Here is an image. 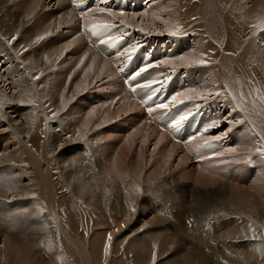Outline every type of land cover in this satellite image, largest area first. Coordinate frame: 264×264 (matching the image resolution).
I'll list each match as a JSON object with an SVG mask.
<instances>
[{
    "label": "rangeland",
    "instance_id": "rangeland-1",
    "mask_svg": "<svg viewBox=\"0 0 264 264\" xmlns=\"http://www.w3.org/2000/svg\"><path fill=\"white\" fill-rule=\"evenodd\" d=\"M253 1L254 0H250V2ZM48 2L50 1L49 0L46 1V5L48 4ZM168 2L172 3L174 5V8L177 9L180 4L181 5H184L185 3L188 4L189 0H171V1L155 0L149 5L156 7L158 4H160L163 6ZM253 3H248V8L251 7ZM53 4L54 2L51 3L50 6L51 10L56 9V7H53ZM225 6L228 12L229 10L231 11L229 12V16H228V19L230 20L229 23L230 27L227 28L229 30L228 34L230 33L233 34L232 36H235L234 38L236 43L237 41L243 42L245 38L250 35H253L255 37L254 35L255 33L256 36L261 35V37L258 36L255 37L256 39L254 38L255 42L254 41L253 42L255 44L250 42L249 45L251 46L252 43L255 46L254 48L256 50L258 48L257 51L259 50L263 51L259 55L262 54L260 58L262 56L264 57V26H262L264 25L263 23L264 19H262L261 16L259 15V17L257 18L259 20L256 22L251 18L248 19L247 16L244 17L245 15L244 11H242L241 8L232 5V7L230 6V9H228L227 7H229V5L228 6L225 5ZM97 8H95L96 11H101ZM252 8L255 9V7ZM101 12L106 13L105 10ZM107 12H109V16L112 19L115 18L114 17L115 15L117 16L121 15L110 11ZM142 12L140 11V14ZM259 12H260L259 9L255 11V13L258 14ZM135 15H128V17ZM165 18L167 19V21L170 19L168 15H166ZM137 19H138L136 21L137 23L134 21V23L131 24L132 27L129 23L125 22L126 20H123V22H121L122 20L120 19H113V20L118 29L123 28L125 30L127 28H133V27L135 29H139L142 36H145L146 38L147 37L150 38L148 39L150 43H164L165 40L167 42L169 38L174 37L171 34L167 36V33L161 35L163 34V32L160 33L159 31H163L161 30L162 28L156 30L157 33L156 31H153L152 33L151 32L147 33L145 32V29L144 30L140 29L143 28L138 25L139 23H141L140 22L141 20H139V17H137ZM260 21L261 23H259ZM156 22H157L156 26H160V21H156ZM200 22H201L200 18L197 15V20L195 18H191L190 20H187L186 26L184 27L180 26L175 31H171V33H177L176 35H184L186 34V30L180 31L181 28H186L189 25H191L193 26L192 29H194V27L200 25ZM258 23L261 25V27L259 26ZM35 25L36 24L33 23L32 25L31 24L28 25L30 29H32L31 26H33L32 30L34 32L32 33H34L38 38V40H34L33 38H31L33 41L30 39V41L32 42L31 46H33L31 52H34L35 54L40 56L43 53V59L47 60V58L48 59L50 58L51 60H53V62L47 66V70L42 78L43 82L46 81V83L51 84V82L52 83L54 82V79L55 80L59 79L60 82L62 83L64 81L66 82L67 79L70 78L73 82L72 83L70 82L69 84L64 82L65 85L63 86L67 85L66 89L64 90L63 87H61L58 90L59 92H57V95L59 94L60 95L59 96L56 95V96L60 99V101L58 100V103L64 100L70 101L69 98L71 100L73 99V101L76 102L74 103L71 101L70 104L69 102H67L68 103L67 109H64L63 106L60 109L59 106L61 104H59V106L56 105L55 107L50 105L52 108H50V106L47 104L49 111L58 112L56 115L58 117L56 119L54 117V121L52 123L54 128H57L60 124L62 127L65 128V130H67L66 134H69L68 136H71V140H73L72 143L70 142L69 144H67V148L62 149L65 144V141H62L63 143L61 141H58L59 138H57L58 136L54 131H52V134L53 136L54 135L55 136L54 137L50 136L52 141L55 143L54 144L55 146H53L55 147L54 149H51V147H46L42 134L39 132L38 129L34 128V131L30 132L29 135L24 138V142L28 143V145L35 152L34 154L27 152L25 158V165L28 168V169L25 168L26 171L25 173L26 176L29 178V180L27 177H26L27 179L24 180V184L26 185L25 188L27 190H26V196L23 197L22 199H25L27 203L25 209H22V211L26 210L25 211L26 213L24 212L25 217H22L24 218V221L20 220L21 221L20 224L24 225L23 229L25 230L26 233H29L31 231L30 234H32L33 232L39 234V237L42 240L40 242V239L38 237V239L34 241V244L40 246L38 245L40 243L42 245L41 248L43 252L46 253V254L42 253V256L46 257L47 251L43 248L46 245H49L51 247L53 246L52 248L56 247L64 251L63 252L64 254L65 253L68 254L71 261L74 264H81L80 257L77 254L78 251L76 249V246L74 244L72 245L71 241L68 239V238H77L78 240H81L84 238L82 232L79 229H76V227L75 228L72 227L71 219L74 218L76 223H81L82 221L84 222L88 221L86 223V225L89 227L86 230V234H85L86 239L94 237V235L96 234V232L94 231L96 230V228H100V226L97 227L95 223L97 224V222L98 223L103 222L104 220L103 226L106 227L107 229H103L101 230V232H98L101 234V246L98 248V250H100V256H101L99 264H172V262L178 264L179 263L178 260H180L181 257L183 258V256H181L183 254L186 255L185 258H188L189 256L187 255H190L189 258L191 260V264H211L212 261L211 258H209L210 254H215L216 258H223L224 257L223 255L229 253L231 255L232 254L234 255L232 256V260L227 261L226 264H264V132L262 129H261L262 131L260 130L261 125L254 123L253 120L252 121L249 120L252 117L250 111L254 110V107H255L254 112L258 113V111H261L258 114L260 115V117L262 115L261 118L264 119V109L262 110L260 109V108H264L263 107L264 103L261 104V106H259L260 103L258 102L259 99L261 101H263L264 99V65H263L264 58L262 57L261 58L262 60L259 59L260 61L259 63L260 65H262V68L258 69L259 72L255 68L256 67L255 60H251V62L253 61L254 66L253 68L252 67L249 68H252L253 70L256 69L257 72L255 71L253 74L249 72L247 73L246 76H248L247 82L249 84L248 88L250 89L251 92L250 96L252 95L254 100L250 102L247 94H246L247 98H245L246 97L245 94H242L243 97L245 96L244 98L241 97L244 103L242 104V107L245 106L243 107L245 108L244 109L245 111L243 110V112L241 110L237 111L236 107H234L235 103L232 100L231 96L230 95L228 96V94L224 93L226 90L224 92H219L218 94L212 96L207 95L204 92V95L200 98V96L202 95V92L200 90H202L203 87L207 88L206 92H210V90H215V88L218 86V85L216 86L215 83H213L214 77L212 78V74L214 75L215 73H217V70L215 68L217 62L212 61L211 63H207V64H192L190 62L189 64L187 63V65L190 66L191 68L187 71L188 72L187 75L188 78L191 79L192 83L190 82L187 83L186 85H183L182 87V89L184 88L183 93L186 94L187 92L191 91L190 90L191 88L194 93V96L196 94L195 98L197 97L198 94L197 97L198 100L201 99L204 100L205 97H206L205 99H210L211 102H203V101L202 103L200 101H198V103L196 101L195 102L198 105V107L201 105L212 104L210 106V110L214 114L212 116L214 120L210 123V126H212L211 130H208V132L202 134L200 137L195 138L194 141H196L197 139L200 140L201 138L207 141L211 138L209 141L211 142L214 139L212 143L217 142L218 145L216 147L215 146L212 147V151H211L212 153L209 156L207 155L206 157H204L200 153L199 157L202 158L199 160V162H202L201 164L195 163V160L192 161L188 155L187 157L189 161L187 163L186 162L182 163L179 161V155L183 153L185 154L187 153L183 150L184 148L182 149L181 145L173 143L171 141L170 129L166 128L165 129L166 133L164 134L166 135L169 134L167 137H169L171 143L178 145L181 150L174 156V159L173 157L171 159H168L165 156V154L160 151V147L158 149L157 147H154L155 140L153 137H151V135L153 134V131L156 130L150 127H153L154 125L157 127L158 125H156L155 123L153 125V121L157 116H154L152 112H150L151 113L150 115H146L145 112L143 111L144 109L142 110L139 108L138 112H140L143 117L142 118L139 117L138 119L135 120V122L131 121L128 115L126 116L121 114L120 117H117L115 115L114 113L115 110L119 108V105L117 106L116 103L117 102L121 103L120 97L122 91L124 96L126 95L124 91L125 89L121 90L120 93L119 92L120 88H119V90H114V92L111 91V93L108 95L109 93L108 91H110V89L108 90L109 87L107 86L105 79L102 78V76L96 75V73L98 72L95 71L96 70L94 69L95 67L91 66L92 69H90L89 71L86 70L88 66H86L85 63L89 61L86 58L88 56H85V59H82L83 61L82 65L81 64L78 65V63H81L80 61H78V59H76V62L70 61V58H68L69 56H67L68 52H66L68 49H64L66 48L64 45L66 41H62L64 38L62 33L68 32L69 28H64L63 32L59 30L57 27L56 28L50 27L49 30L50 33L53 30L51 34L49 33L50 35L48 36L49 38L55 41H62V43L60 42L61 43L60 47H62L61 49L65 51L61 52L60 54L58 52L59 56L61 57L63 56V58L59 59L58 55L51 57V54L53 55V52L51 49H48L49 43H48V39L45 37V33L43 36V40L41 39L39 40V36L35 33L36 31L43 29L44 28L42 27L43 25H40L39 27L38 25L37 27ZM259 27L261 28V30L259 29ZM252 30L255 31L253 32ZM191 32H193V30H191ZM248 33H250V35H247ZM228 34L227 35L223 34L225 38L222 35L223 38H221V40L219 41L221 42L223 41L224 43L223 47L229 45V50L226 51L227 56L237 58L238 55L240 54L239 51L240 49L238 48L240 44L237 43L238 46L236 47L234 39H231L230 38L231 35L228 36ZM191 35L193 36V34ZM71 36L73 35L69 34L67 37H71ZM236 36L239 37L236 38ZM138 39H140V37ZM194 39L195 37L193 38V40ZM193 40H192L193 42L192 45H195V42ZM40 45L46 46L45 49L43 48V51ZM165 46L167 47V52L168 51L170 52L171 50L170 53H172L174 51L173 59L176 60V62L178 60L180 62L181 61L180 59H183L184 57L183 54L180 55L179 57H177L175 54V50H177L178 48L176 42L174 44V48L170 47L171 45H167V44ZM216 50L218 49L216 48ZM216 50H213V52L215 53ZM103 56H106L105 53ZM57 59L58 62L56 63ZM101 60L114 62V60L111 58H103ZM0 61H1L0 74L5 72L7 68L8 69L11 68V65L9 64H14V65L19 64L16 63V61H12V60H11L12 62L10 61L8 62V59H6L5 62L8 63L6 66H3V64L5 63L3 57H0ZM185 61L186 60L183 61L181 66L186 64ZM83 66H86L85 67L86 69ZM168 67H164V68L167 69L168 71L173 70V68L171 69L170 66ZM214 69L216 72L214 71ZM196 70H198V72ZM164 71L163 72L161 71L162 74L160 73L159 74L163 75ZM233 71L234 73L236 72L235 70ZM83 72H84V76L88 75V77L91 78V80H87L86 83H78V79H76V76H78V74L80 75V73ZM257 73L259 77L256 79V76H258ZM195 75L197 76L195 77ZM200 76H202V79L204 77V80L201 83V85L200 83H197L198 82L197 80L200 78ZM249 76H251V78ZM15 79L17 80L20 79V76H18ZM211 79L213 80V82ZM236 79L239 81L237 76ZM77 85H79V87ZM102 85H106L107 87ZM190 85L196 87H191ZM214 85L215 87H213ZM22 86L24 87V85ZM185 89H186V93H185ZM178 91L182 92V90H178ZM195 91L199 93H196ZM62 92L65 93L64 94L65 96L62 94ZM119 93L120 95H118ZM117 96L119 98H117ZM227 96L230 101L226 99ZM15 97L16 96L13 91H11L9 88H5L4 90V88L2 89L0 85V109H1L0 118H2L1 117V113H2L4 115L3 118L7 119L8 122L7 123L4 121L2 122L0 121L1 123L0 129L2 131L5 128L6 129L8 128V124L18 125L22 123L21 122L22 120L17 117V114H12L11 106H13L14 103L18 105L17 106L19 109L18 113L23 117L24 122L29 121L30 116L35 114V112L39 110L38 104L35 101H31L30 103H26L24 105L19 106V104L15 100ZM62 98L64 100H61ZM175 100L179 101L177 97L175 98ZM252 102H254V104ZM247 103H249V105L251 104L253 107L251 105L250 106L253 109H251V107H249ZM144 106L147 108L148 111V108H150L151 104L145 103ZM191 107L192 106L189 104L187 110H193V109L196 110L195 108H191ZM258 107L260 110L258 109ZM247 110L248 111L250 110L249 113ZM245 112L248 114H246ZM86 113H89L90 115L89 114L86 115ZM243 113H245L246 115ZM231 114L232 117L228 119ZM258 114L257 116H259ZM246 116H248L249 119H247ZM253 116L255 117L256 115ZM91 117L93 120L91 119ZM88 118H90V124L88 125L86 124L85 126L80 127V125L83 124V121L85 119L89 121ZM124 118L126 121L124 120ZM76 119L78 120L79 124L76 123ZM144 119L148 120L147 124L144 123ZM149 121H151L150 124ZM136 122L138 123V125ZM136 125L138 128L135 127ZM218 125H220V127ZM255 126H257L259 129H257V127ZM143 127L147 132V136H149V139L146 137L143 140L144 137H141L142 136L141 134L138 135V133H140L139 129ZM157 130L161 133L159 129ZM229 131L231 132V136H230L231 138L228 141L227 140L221 141V139L217 138L219 134L223 135V138H227L226 134ZM7 132L10 133V131H5V133ZM5 133L3 132V134ZM78 134L80 135V140H77L79 137H76V135ZM204 136L210 138L207 139ZM3 137H8L10 139L11 144H8L9 151L10 152L16 151L19 144L13 145L11 135L9 136L1 135L0 138ZM14 141H16V139ZM194 141L190 144H187L184 147L189 149V151L193 152V149L190 146L194 144ZM167 144L170 143L168 142ZM77 149H78L77 155L72 154V150H77ZM35 153L39 155L37 156L35 155ZM18 154H20V151L18 152ZM71 154L73 155L71 156V158H74L75 160L78 158L76 160L77 162L76 167L77 166L78 167L75 168L74 171L76 175L74 177V182L77 183L76 185L78 186L81 184L82 189H80V191H77L76 187L72 186V188H70V190L72 191L71 196L67 195V201L62 200V203H60L61 194L57 192V195H53L51 190V187L54 188L58 187L56 184L57 179L55 180L56 175L54 177V181H53L54 183L52 182L54 185L51 184L50 187L46 189L47 184L45 183L44 180H42L43 174L41 172L38 173V171L40 170L38 167L41 161L46 163V168H48L49 174L52 173L50 175H53L54 173H56V171H58L59 176L61 175L60 177L62 178L63 181H65L63 178L65 170H63L62 172V167L64 163L62 161L65 158L70 157ZM40 155H41L40 162L36 164L37 162H35V159L38 158ZM212 156L213 158L209 159V157ZM196 158L198 159V157ZM27 160H29V162ZM212 160H217V162L214 164V167L219 170L216 173L213 172L214 176H216L217 182L216 183L212 182L213 183L212 184L209 181L203 180L202 184H199L196 176L194 175L196 171L198 172V174L199 173L202 174L204 178L208 176L207 178L211 177L214 178L215 180V177L213 176H209V175L206 176V171L208 170V168H206L205 162ZM87 162H89V164ZM70 168L68 169L70 170ZM186 171L188 172V176H186L187 175ZM134 175H136L135 177H139V178H135ZM219 178H221L222 181ZM215 184L216 186L214 187ZM203 185L205 186L203 187ZM222 185H224L223 187L224 189L223 188L221 189ZM194 188L195 189L198 188V190L197 189L195 190ZM234 189L236 190V192L234 191ZM237 192H240L241 196L248 194L250 195L251 198L246 200L245 202L237 201L236 200L237 196L233 197L234 193ZM194 198L199 199V201ZM215 199L217 200L215 201ZM85 200H87L88 203H86ZM2 201L11 203V201L13 202L14 199L12 196L11 197L9 196L8 198L5 197L4 199L0 197L1 204L3 203ZM196 201L198 202L195 203ZM93 202L96 203L100 202L102 206L96 208V205H94ZM67 204L71 205L70 208V210L72 209L71 211H74L76 212V214L78 213L79 215L77 214L74 217H69V215H67L66 209L64 208ZM54 210L58 212L56 213V211ZM57 214L60 215L57 216ZM32 217L33 220L31 221L30 219ZM56 218H58V221L62 223L61 226L64 228L62 232L56 231L53 228V226H56L55 225ZM4 219H6V217ZM186 219H188L189 220L188 222L193 224L196 228H194V226L191 229L187 227V225H185L187 224L186 223L187 221L185 222ZM109 224L113 225V227L110 229H108ZM92 226H94V228ZM33 228L36 229L43 228L44 230L34 231L32 230ZM83 228L85 229L84 226ZM198 230H202L203 232ZM199 233L201 234L205 233L202 238L203 247L201 246L202 247L201 248L199 247L200 245H198L200 249L205 248L203 251L202 250L200 251L198 247L195 248L193 245L195 241L201 243L200 240L198 241L196 239V238L199 239L200 236L199 237L197 236ZM109 236H111V240L108 239ZM207 238H211V239H207ZM92 239L93 238L89 239V242L91 244L93 242ZM163 239H167L169 242L171 241L172 243L170 245L167 244L163 250L161 249L159 250V246L162 244V242H164ZM43 240H44V244H42ZM0 242L1 245L2 240H0ZM10 247L11 245H9L8 248ZM139 248L140 250H138ZM180 249L183 251V253L182 251L180 252ZM12 251H13L12 249L9 250L10 253ZM15 251H13V254H16ZM178 252L179 254H177ZM141 253H143V256H140ZM253 254L257 255V256L254 255L256 258L253 257ZM259 254L262 255L260 256ZM154 256L155 258L152 259V257ZM221 263L224 264L223 261L218 260L217 264H221Z\"/></svg>",
    "mask_w": 264,
    "mask_h": 264
},
{
    "label": "bare ground",
    "instance_id": "bare-ground-1",
    "mask_svg": "<svg viewBox=\"0 0 264 264\" xmlns=\"http://www.w3.org/2000/svg\"><path fill=\"white\" fill-rule=\"evenodd\" d=\"M46 1H48V0H0V57H3L4 62L6 61V59H8V62L9 61L10 62L16 61V63H19L18 65L9 64V65H11V68H9V69L7 68L5 72L0 74L1 88L2 89L4 88V90H5V88H9L11 91H13L15 96H16L15 100L19 104V106L24 105L26 103H30L31 101H35L39 107V110L37 112H35V114L30 116V120L24 122L23 117L18 113L19 112V109L17 107L18 105L14 103V105L11 106L12 114H17V117L22 120L21 121L22 123L18 124V125L17 124H15V125L14 124H12V125L8 124L7 129L5 128L3 131L0 129L1 130L0 133H2V134H0V137H1V135H4V136L11 135L13 145L19 144L16 151L10 152L9 147H8V144H11L10 139L8 137L0 138V193H1L0 197L4 199L5 197L8 198L9 196L10 197L12 196L14 199V201L13 202L11 201V203H7V202H3V201L2 202L4 204L0 203V240H2V244L0 245V264H74L71 261L68 254H66V253L64 254L63 253L64 251L60 250L59 248H56V247L52 248L53 246L51 247L49 245H46L44 247V245H43V247H44L43 249H45L47 251V255H46V257L42 256V253H44L42 248H41L42 245L40 243L38 244L40 246H37L34 244V241L36 239H38L39 234L34 233V232L32 234H30L31 231L29 233H26L25 230L23 229L24 225L20 224L21 223L20 220L24 221V218H22V217H25L24 212L26 210L22 211V209H25V206L27 203L25 199H22L23 197L26 196V190H27L25 188L26 185L24 184V180L28 178L26 176V173H25L26 172L25 168H27L25 165V158H26L27 152L32 153V154H34V152H35L28 145V143L24 142V138L26 136H28L30 132L34 131V128H35V129H38L39 132L42 134V137H43V140L45 141L46 147H51V149L55 148V147H53V146H55L54 145L55 143L52 141V139L50 137V136H52V137L55 136V135L53 136L52 131L56 132V135L58 136L57 138H59L58 141H61V142L65 141V144H64L62 149L67 148V144H69L70 142L71 143L73 142V140H71V136H68L69 134H66L67 130H65V128L62 127L59 123H58L59 126L58 127L56 126L57 128H54L52 123L54 121V117H55V119L58 117V116H56L58 112L49 111L47 104L49 106L51 105L53 107H55L56 105L59 106V104H61L59 106L60 109L62 106L64 107V109H67V105H68L67 102H69V104H70L71 101L72 102H74V101H73V99L71 100L70 98H69L70 101H66V100H64L65 99V97H64V99L63 98L61 99L64 101L58 103V100L60 101V99L57 96H59L60 94L57 95V92H59L58 90L61 87H63L64 90L66 89L67 85L63 86V85H65L64 84L65 81L61 83L59 79H56V80L54 79V82L53 83L51 82V84L46 83V81L43 82L42 78L44 76V73L47 70V66L50 63H52L53 60H51L50 58L49 59L47 58V60L43 59L42 51H43V48L45 49L46 46L40 45L42 48V51H41L42 55L41 56L35 54L34 52H31V49L33 46H31L32 42L30 41V39L33 38L34 40H38V38L36 37V35L34 33H32V32H34L32 30L33 26H31L32 29H30V27H28L29 24H31V25H32V23L36 24L35 25L36 27H37V25H38V27L40 25H43L42 27H44V28L39 30V31H36L35 33L39 36V40L41 39V37L44 36V33H45V37L48 39V43H49L48 49H51L53 52V55L51 54V57L56 56V55L59 56V54L61 52L65 51V50L63 51V49H61L62 47H60V44L62 43V41H66V43L64 44L66 48H64V49H68L66 52H68L67 56H69L68 58H70L71 62H76V59H78V61L81 62V63H78V65H80V64L82 65V62H83L82 59H85V56H88L86 58L89 61H87V63H85L86 66H88V68L86 69L85 68L86 66H83V67L87 71L92 69V67H95L94 68V69H96L95 71L98 72V73L95 72L96 75L102 76V78L105 79L107 86L109 87L108 90L110 89V91L106 90L109 92L108 95L111 93V91L114 92V90H119V88H120L119 92L121 93V90H123V88H122L120 80L116 74V69L113 68V67H116L115 63H114L115 61L109 62V61L101 60L103 58H107L106 56H103L104 52H102L98 49V44H99L100 40L103 38L104 34H102L101 37H94L91 34V31H89V29H91V27L95 24H111V25H113V24H115L113 19H120V20H122L121 22H123V20H126L125 22L129 23L131 25L132 23H134V21L136 22L138 20L137 17H139V20H141L140 21L141 23H139L138 25L140 27H143V28L139 27L141 30L145 29V32H147V33L151 32L152 33L153 31H156V30L162 28L161 30H163V31H159L160 33L163 32V34H161V35H164V33H167V36H168V35H170L171 31H175L178 27L186 26L187 20H190L191 18H195L197 20V15H198V17L200 18V21H201L200 25H198L197 27H194V29H192L193 32H191V33H193V38L195 37V39L193 40L195 42V45H193V46L191 45V47L188 48L189 50L187 49L186 50L187 52L183 53L184 57H183V59H180L181 60L180 62H179V60L176 62V60L173 59L174 51L172 53H170L171 50H170V52L168 51L171 54L172 58L165 59V61L162 64L164 67L170 66V68L171 69L173 68V71H174V70H176V68L181 67L184 60H186L185 65H187V63L189 64V62L192 64H207V63H211L212 61L217 62L216 63L217 67L215 66L217 73H215L214 75L212 74V78L214 77V79H213L214 82L212 79L211 80L213 83H215L216 86L217 85L218 86L215 88V90H210V92H206L207 91L206 87H205L206 89L204 87H203V89L201 88L202 90H200V91L202 92V95L200 96V98L204 95V92L207 95L212 96V95L218 94L219 92H224L226 90L224 93L228 94V96L229 95L231 96L232 100L235 103L234 107H236L237 111L241 110L243 112V110L245 109V108H243L245 106L242 107V104H244L243 100L241 98V97H243L242 94H245V96L247 94L250 102L252 100H254L253 96L252 95L250 96L251 92H250V89L248 88L249 84L247 82V79H248V76H246L247 73L250 72L251 74H253L256 71V69L258 70V69L262 68V65H260V63H259L260 62L259 59L262 60L261 58L263 56L260 58V56L262 54L261 55H259V54L262 53L263 51H260V50L257 51L258 48H257V50L254 48L255 46L252 43L255 42L254 41L255 37L253 35H250V33H248L247 35H250V36H247L243 42L237 41V43L240 44V46H238V44L236 43L235 38H234L235 36H232L233 34H230V33L228 34L229 30L227 28L230 27V24H229L230 20L228 19V16H229V12H231V11L229 10V12H228V10L225 8L226 7L225 5H227V6L229 5V7H227L228 9H230V6L232 7V5H234L235 7L241 8L242 11H244V14H245L244 17L247 16L248 19L251 18L257 22L259 20V19H257L259 17V15L261 16L262 19H264V0H254L253 1L254 3L250 2V0H189L188 4L187 3H185L184 5L180 4L177 9L174 8V5L172 3L168 2L167 4H165L163 6L158 4L156 7H153L151 5L149 9H146L145 11L143 10V12L141 11L142 12L141 14H140V12H137V13L129 12L127 14H124L123 16L115 15L114 16L115 18H113V19L109 16V12H107L106 10H105L106 13L101 12L103 10L100 8L99 5L102 3V1L95 3L96 7H98V9L101 11H96L95 8L94 9L91 8L92 10L89 9L91 6L82 7L81 14L75 13V7L77 4L80 5L82 0H79V2L77 4H70L66 0H49L50 2H48L47 5H46ZM88 1H90V0H88ZM141 1H142V5H144L146 7L148 4L154 2L155 0H148L147 4L145 3L146 0H141ZM169 1H171V0H169ZM191 1H193V2H191ZM53 2H54L53 7H56L55 10L50 9L51 3H53ZM248 3H253L252 5H254V6L251 5V7H249L250 8L249 9ZM163 4H164V2H163ZM190 5H192V6H190ZM252 7H255V9ZM258 9L260 11L259 14L255 13V11ZM225 11H226V13H225ZM138 13H139V15H138ZM135 14H137V15H135ZM204 14H206V15H204ZM128 15H135V16H129L128 17ZM166 15H168L170 18L168 21L165 18ZM79 16H81V19H79ZM227 19H228V21H227ZM253 20H250V21H253ZM156 21H160V26H156V23H157ZM193 22H196V21H193ZM259 23H261V21ZM263 23H264V21H263ZM113 26L115 27V25H113ZM194 26H196V25H194ZM259 26L261 27L260 24H259ZM262 26H264V25H262ZM50 27H54V28L57 27L62 32H63L64 28H69L68 29L69 31L62 33L63 37H64L62 41H55V40L48 37V36H50L49 35ZM131 27H132V25H131ZM248 27H249V25H248ZM260 27H259V29L261 30ZM81 29H83L86 32V34L88 33L87 34L88 37L93 42V47H89L86 45L84 38L81 37V35L79 34ZM116 29H117L118 33H120L121 31L124 30L123 28L118 29L117 27H116ZM52 31H51V33H52ZM55 32H57V31H55ZM156 33H157V31H156ZM69 34H72L73 36L67 37ZM223 34H226V35L228 34V36L231 35L230 38L234 39L236 47L238 46V48L240 49L239 50L240 54L238 53L239 55L237 58L227 56L226 51L229 50V45L223 47V44H224L223 41L222 42L219 41V40H221V38H223V37L225 38V36ZM194 35H196V36H194ZM222 35H223V37H222ZM258 36L261 37V35H258ZM238 37L236 36V38H238ZM41 40H43V39H41ZM175 42H177V41H174V42L170 41L167 43V45H171L170 47L174 48ZM183 42L188 45V39L183 40ZM250 42H252L251 46L249 45ZM177 46L179 48L181 46V44L177 43ZM163 47L167 51V47L165 45H163ZM216 48L218 50H216ZM35 49H36V47H35ZM213 50H216V52L214 53ZM38 51H40V50H38ZM58 52H59V54H58ZM58 58L61 59V58H63V56L62 57L59 56ZM113 60H111V61H113ZM251 60H255V63H256V67H255L256 69L255 70L252 69L254 66L253 65L254 63H253V61L251 62ZM8 62H5L3 64V66H6ZM57 62H58V59H57L56 63ZM263 62H264V60H263ZM71 65H72V63H71ZM3 66H1V67H3ZM246 67H248V68H246ZM249 67H252V68H249ZM165 70H167V69H165ZM233 70H235L236 72L234 73ZM163 71H164V69H163ZM196 71L198 72V70H196ZM214 71H215V69H214ZM258 72H259V70H258ZM257 75H258V73H257ZM18 76H20V79H18V80L15 79ZM236 76L239 79V81L236 79ZM249 77L251 78V76H249ZM258 77H259V75L256 76V79ZM56 78H58V77H56ZM76 79H78V83H86L87 80H91V78H89L88 75L84 76V72L80 73V75L78 74V76H76ZM203 80H204V77L202 79V76H200V78L197 80L198 81L197 83H200V85H201ZM70 82L72 83L73 81L69 78V79H67V81L65 83L69 84ZM22 85H24V87ZM131 85L136 86V83H131ZM215 85L213 87H215ZM77 86L79 87V85H77ZM102 86H106V85H102ZM188 86H189V84H188ZM190 86H192V85H190ZM199 88H200V86H199ZM199 88H198V90H199ZM187 90H189V89H187ZM190 90L191 91L186 93V89H185L186 94H185V97H182V101L183 100H189L190 101L189 104L193 108L196 109V107H198V105L196 104L195 101H192V98H195L196 94L194 96V93H193L191 88H190ZM73 91H75V90H73ZM76 91H77V88H76ZM124 91H125L126 95L124 96L123 91H122V94L120 97L121 103L120 102L116 103L117 106L119 105V108L117 110H115L114 113L117 117H120L121 114L126 115V116L128 115L130 117L131 121L135 122V120L138 119L139 117H141V118L143 117L141 115V113L138 112V109L140 108V106L133 100V97L131 95H128V92L126 90H124ZM195 92L199 93L197 91H195ZM201 92H200V94H201ZM241 92H243V93H241ZM60 93H61V90H60ZM120 93L118 95H120ZM181 93L184 94L183 90ZM62 94L64 95L65 93L62 92ZM228 96L226 99H228ZM247 96L245 98H247ZM190 97H192V98H190ZM197 97H198V94H197ZM177 99H179V101H180L181 100L180 96H178ZM221 102H223V101H221ZM74 103H76V102H74ZM249 103H247V104L249 105ZM252 103L254 104V102H252ZM211 105H209V106H211ZM250 105H249V107L252 106V105L251 106ZM51 106H50V108H52ZM259 106H261V103ZM252 107H251V109H253ZM56 108H58V107H56ZM144 108L147 111V108L145 106H144ZM150 108L152 109L151 112H153L154 105L151 104ZM258 109H259V107H258ZM260 109L262 110L264 108H260ZM156 110L154 111V113L156 112ZM249 111H248V113H249ZM254 111H255V107H254V110L250 111L251 112L250 114L252 117L250 119L248 116H246V117H247V119H249L251 121L253 120L254 123L261 125L260 130L262 129L264 132V119L261 118L262 115L260 117V115L258 114L261 111H258V113H255ZM256 112H257V109H256ZM245 113H243V114H245ZM248 113H246V114H248ZM87 114H89V113H86V115ZM257 114L259 116H257ZM253 115H256V116L254 117ZM3 116L4 115L1 113L2 118H3ZM92 116H93V114H92ZM156 116H158V114ZM231 117H232V114L230 115V117L228 119H230ZM2 118H0L1 122L2 121L7 122V119H5V118L2 119ZM88 119H89V121L85 119L83 121V124L80 125V127L85 126L86 124L87 125L90 124V118H88ZM91 119H92V117H91ZM110 120H111V118H110ZM124 120H125V118H124ZM225 120H227V119H225ZM141 121H143V120H141ZM81 122H82V120H81ZM76 123L79 124L77 119H76ZM144 123L147 124L148 120L144 119ZM150 123H151V121H150ZM137 125H138V123H137ZM137 125L135 127H137ZM139 125H141V124H139ZM212 125H213V123H212ZM207 126L211 130L212 126H210V124H208ZM218 126L220 127V125H218ZM80 127H79V129H80ZM135 127H134V129H135ZM255 127H257V126H255ZM150 128H153L156 130V131H153V134L151 135V137H153L155 140L154 141V147H157V149L160 147V151L162 153H164L168 159H171L172 157L174 159V156L179 151H181L180 147L176 144L171 143L172 140L170 141L169 137H167L169 134L168 135L164 134V133H166L165 130H160L161 131V133H160L157 130V129H159L158 126L156 127L154 125L153 127H150ZM134 129H133V131H134ZM257 129H259V128L257 127ZM88 130H89V128H88ZM143 130H144V132H143ZM5 131H10V133L9 132L5 133ZM3 132L5 134H3ZM92 132H93V130H92ZM139 132L140 133H138V132L137 133H138V135L141 134L142 135L141 137H144L143 140L146 137L149 139V136H147V132L145 131L144 127L140 128ZM64 135H67V136H64ZM226 135H227V138H223V135H221V134H219L217 136V138L221 139V141H223V140L228 141L231 138L230 137L231 132L229 131ZM76 137H79L77 140H80L79 134L76 135ZM205 138L209 139L210 137L208 138L206 136ZM15 139H16V141H14ZM209 140L206 141L203 138H201L199 140L200 142L196 145V146H198L199 149L200 148L201 149H207V150L201 152V154L204 157H206L207 155L209 156L212 153L211 152L212 147L213 146L216 147L218 145L217 142L212 143L214 141V139L211 142ZM168 142L170 144H167ZM50 143H52V144H50ZM19 151H20V154H18ZM77 152H78V149L72 150V154L77 155ZM48 153H49V151H48ZM72 154L70 155V157L65 158L62 161L64 163L63 167H62V172H63V170H65L64 171V177H63L65 181L62 180V178L60 177L61 175L59 176L58 171H56V173H54L53 175H50L52 173L49 174L48 168H46V163L41 161V163L39 164V167H38L40 169L38 171V173L41 172L43 174L42 180H44L45 183L47 184L46 189L49 188L50 185L54 183L53 181H54V177L56 175L55 180L57 179L56 184L58 187L55 185L57 188L51 187V190H52L53 195H57V192H59L61 194V197H60L61 202L60 203H62V200L67 201V195L71 196L72 191L70 190V188H72V186L73 187L75 186L77 191H80V189H82L81 184L78 186V185H76L77 183L74 182V177L76 176L74 171H75V168L78 167V166L76 167V163H77L76 160L78 158L76 160L74 158H71V156H73ZM187 154L183 153V154L179 155V161L182 163H185V162L187 163L189 161ZM35 155H37V154L35 153ZM192 155H194V154H192ZM40 157H41V155L35 159V162H37L36 164H38L40 162V159H41ZM32 158H34V157H32ZM75 158H76V156H75ZM27 161L29 162V160H27ZM90 161H91V158H90ZM216 162H217V160H212V161H208L205 164L206 168H208V170L206 171V176L207 175L213 176V177H215V180H214V178H211V177L207 178L208 176L204 178V176H202V174H200V173L198 174L197 171H196L197 173L195 172L194 175L196 176L199 184H202L203 180L209 181L211 183L217 182L216 176H214V173H216L219 170V169L214 167V164ZM87 163L89 164V162H87ZM31 164H32V162H31ZM92 164H94V163H92ZM68 168H70V170ZM199 170H200V168H199ZM97 172H99V171H97ZM76 174H77V172H76ZM84 174H85V172H84ZM84 174H82V175H84ZM28 175H29V173H28ZM135 176L136 175H134V177ZM186 176H188V172H187ZM135 178H139V177H135ZM219 179H221V178H219ZM28 180H29V178H28ZM84 180H86V179H84ZM221 181H222V179H221ZM84 184H85V182H84ZM86 184H87V182H86ZM204 186L205 185H203V187ZM215 186H216V184L214 185V187ZM191 187H193V186H191ZM223 187H224V185L221 186V189ZM196 189L198 190V188H196ZM199 191H200V189H199ZM227 191H229V190H227ZM234 191L236 192L235 189H234ZM240 194H241L240 192H237V193H234V196L233 195L232 196L233 197L237 196L236 200L241 201V202H245L246 200L251 198L250 195H248V194H245L242 196ZM6 195H8V196H6ZM201 196H203V195H201ZM19 197H20V199H19ZM227 197H229V196H227ZM194 199H196V198H194ZM196 200L199 201V199H196ZM216 200L217 199H215V201ZM85 201H86V203H88L87 200H85ZM198 201H196L195 203H197ZM93 204L96 205V208H99L102 206V204L100 202H97V203L93 202ZM64 205H65V203H64ZM122 205H125V204H122ZM64 208L66 209L67 215H69V217H74L78 214V213L76 214V212H74V211H71L72 209L70 210V208H71L70 204H67ZM54 211H56V210H54ZM57 212L58 211H56V213ZM53 213H55V212H53ZM58 215H60V214H57V216ZM5 217H6V219H4ZM16 218H17V220H16ZM30 220L32 221L33 217ZM84 220H86V219H84ZM71 221H72L71 222L72 227L73 228L76 227V229H79L82 232V235L84 237L81 240H78L77 238H68L71 241V244L72 245L74 244L76 246V249L78 251L77 254L80 257L81 264H99L101 256H100V250H98V248L101 246V234L98 232H101V230H103V229H107L106 227L103 226L104 220H103V222H99V223L97 222V224L95 223V225L97 227L100 226V228L95 227L96 230L94 232H96V234L94 235V237H91V238H93L92 244L89 242V239H91V238H88V239L85 238L86 230H87V228H89L86 225V223L88 221L87 222L82 221L81 223H76L74 218H72ZM55 222H56V224H55L56 226H53V228L56 231L62 232L64 230V228L61 226L62 223L60 221H58V218H56ZM83 226L85 227V229L83 228ZM92 227L94 228V226H92ZM108 227H109L108 229H110L113 227V225L109 224ZM194 228H196V227L194 226ZM32 230L42 231L44 229L43 228H40V229L39 228H37V229L33 228ZM198 231H202V230H198ZM184 234H186V233H184ZM200 234L201 233H199L197 236L198 237L200 236L201 238L199 237V239L198 238H196V239L198 241L200 240L201 243H199L197 241H195V243H194V241H193V243H194L193 245L195 248L198 247V245H200L199 247L202 246V241H203L202 238H203L205 233L204 234L202 233L203 235L202 234L200 235ZM40 235H42V234H40ZM66 235H68V234H66ZM39 239H40V237H39ZM207 239H211V238H207ZM9 240H11L12 242ZM41 240L42 239H40V242H41ZM163 241L164 242H162V244L159 246V250L160 249L163 250L167 244L170 245L172 243L171 241L169 242L167 239H163ZM42 244H44V240H43ZM9 245H11L10 248H8ZM133 246H134V243H133ZM135 248H137V247H135ZM10 249H12L13 251L16 250L15 251L16 254H13V251L10 253L9 252ZM204 249H200V251L201 250L203 251ZM138 250H140V248ZM144 251H145V249H144ZM181 251L182 250L180 249V252ZM197 251H198V249H197ZM146 253H147V251H146ZM182 253H183V251H182ZM44 254H46V253H44ZM177 254H179V252ZM250 254H252V253H250ZM193 255H195V254H193ZM233 255L234 254L231 255L229 253V254L223 255L224 256L223 258H216L215 254H210L209 258H211V261H212L211 264H217L218 260L223 261L224 264H226L227 261L232 260ZM254 255H256V254H253V257H255ZM259 255L261 256L262 254H259ZM140 256H143V253H141ZM181 256H183V258ZM181 256H180L181 259L178 260L179 261L178 264H191V260L189 258L190 255H187V256H189L188 258H185V256H186L185 254H183ZM153 258H155V256L152 257V259ZM148 262H149V260H148ZM172 264H177V263L172 262Z\"/></svg>",
    "mask_w": 264,
    "mask_h": 264
},
{
    "label": "snow or ice",
    "instance_id": "snow-or-ice-1",
    "mask_svg": "<svg viewBox=\"0 0 264 264\" xmlns=\"http://www.w3.org/2000/svg\"><path fill=\"white\" fill-rule=\"evenodd\" d=\"M77 8H80L81 5L77 4L76 5ZM121 15H123V13H121ZM113 27V25L111 24H95L91 27V29H89V31H91V34L93 36H97L100 34V32L102 31H107L109 29H111ZM171 35H176L177 33H170ZM41 39H43V37H41ZM101 43H103V41H101ZM152 83H156L155 81L154 82H151L149 84H146L144 85L145 87H151L152 86ZM133 91H135V89H133ZM173 102H175V97L173 98ZM158 107L160 108H167L168 105L167 104H161L159 105ZM149 112L152 111L151 108L148 109ZM185 119H187V116H184V115H181L179 117V119L175 120V124L173 126H176V125H179L182 121H184ZM109 240H111V236H109L108 238Z\"/></svg>",
    "mask_w": 264,
    "mask_h": 264
}]
</instances>
